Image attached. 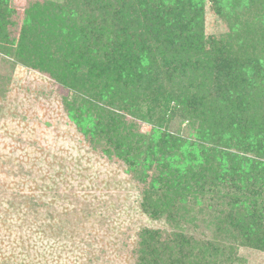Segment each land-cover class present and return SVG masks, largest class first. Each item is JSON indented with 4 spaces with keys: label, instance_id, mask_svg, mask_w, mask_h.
Here are the masks:
<instances>
[{
    "label": "trees",
    "instance_id": "obj_1",
    "mask_svg": "<svg viewBox=\"0 0 264 264\" xmlns=\"http://www.w3.org/2000/svg\"><path fill=\"white\" fill-rule=\"evenodd\" d=\"M207 1L225 35L204 34ZM12 13L0 0V53L67 90L69 119L126 165L142 184L140 205L170 226L138 233L135 264H237L234 244L222 242L231 238L264 251V216L251 218L248 204L231 205L211 246L176 231L173 212L177 197L221 178L250 180L247 165L264 175V0H43L25 7L16 36ZM175 115L185 133L171 130ZM253 198L264 208V195ZM14 208L25 217L23 201Z\"/></svg>",
    "mask_w": 264,
    "mask_h": 264
},
{
    "label": "rangeland",
    "instance_id": "obj_2",
    "mask_svg": "<svg viewBox=\"0 0 264 264\" xmlns=\"http://www.w3.org/2000/svg\"><path fill=\"white\" fill-rule=\"evenodd\" d=\"M39 1L43 0H8V7L15 10V25L9 27L14 36L25 7ZM204 24L206 36L229 30L208 1ZM66 94L46 74L0 53V220L5 216L0 224V264H135L138 233L170 226L164 215L153 218L140 205L142 184L126 165L103 157L99 149L104 145L92 147L89 136L76 128L62 106L61 96ZM141 105L143 114L141 108L144 112L149 105ZM158 114L155 109L146 119ZM173 122L171 130L186 132L185 119L175 115ZM140 126L139 131L146 133L150 125L143 121ZM257 166L243 169L253 171L250 180L221 178L207 192L188 193L182 202L177 197L176 231L202 245L219 243L225 214L241 202L248 204L250 214L258 210L250 216L260 220L264 208L245 200L248 195L251 202H262L253 198L264 195L263 170ZM15 201L24 202L25 217L12 209ZM222 242L234 244L237 264H264V251L236 245L233 238Z\"/></svg>",
    "mask_w": 264,
    "mask_h": 264
}]
</instances>
